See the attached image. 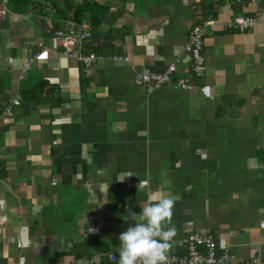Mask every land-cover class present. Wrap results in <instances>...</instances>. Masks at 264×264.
<instances>
[{
	"label": "crops",
	"instance_id": "obj_1",
	"mask_svg": "<svg viewBox=\"0 0 264 264\" xmlns=\"http://www.w3.org/2000/svg\"><path fill=\"white\" fill-rule=\"evenodd\" d=\"M9 1L0 0V163L8 173L0 180V264L105 261L118 255L132 215L161 191L174 197L164 225L176 229L168 252L184 253L201 231L233 256L226 264H264L258 8L227 0H92L110 8L98 30L70 19L55 27L91 29L86 52L100 59L86 69L54 46L55 32L48 37L32 13L12 12ZM252 13V29H229L237 15ZM211 18L207 71L196 82L206 94L172 85L147 93L135 83L138 71L161 73L172 63L188 75L191 28ZM40 51L26 75L25 63ZM115 54L129 62L110 59ZM42 81L48 93L39 90ZM13 100L20 105L8 115Z\"/></svg>",
	"mask_w": 264,
	"mask_h": 264
},
{
	"label": "built area",
	"instance_id": "obj_2",
	"mask_svg": "<svg viewBox=\"0 0 264 264\" xmlns=\"http://www.w3.org/2000/svg\"><path fill=\"white\" fill-rule=\"evenodd\" d=\"M216 1V0H215ZM235 5H254L258 12L264 15V0H227ZM257 23V14L237 15L228 26L230 30L245 33L252 29ZM216 25L215 19H207L202 24L194 25L191 28L185 52L190 57L191 68L189 74H179L177 65L172 63L164 72L149 73L138 71L135 76V83L151 93L156 89L174 86L183 92L207 93V87L196 83L202 79L207 71V62L204 55V44L206 36L213 31ZM54 46L61 50V54L69 60L80 63L84 68L93 67L100 56L95 52H86L87 46L93 39L91 29L87 26L74 25L72 32H55ZM47 48L44 49L46 51ZM43 51L34 54L24 65L25 74L31 69V65L37 60ZM110 59L118 62H129V58L122 54L110 56ZM20 105L19 100H13L6 112L12 114L14 107ZM140 186L145 187L147 183L140 182ZM232 255L225 248L219 247L215 238L201 231L193 232L187 240L185 252H168L166 264H226L232 259ZM92 264H118V255L111 254L105 261L91 262ZM90 263V264H91Z\"/></svg>",
	"mask_w": 264,
	"mask_h": 264
},
{
	"label": "clouds",
	"instance_id": "obj_3",
	"mask_svg": "<svg viewBox=\"0 0 264 264\" xmlns=\"http://www.w3.org/2000/svg\"><path fill=\"white\" fill-rule=\"evenodd\" d=\"M149 199L154 202L142 206L139 214H133L135 224L119 236L118 264H166L168 260L176 229L164 225L170 223L174 197L161 191ZM27 230V225L18 226L21 236Z\"/></svg>",
	"mask_w": 264,
	"mask_h": 264
},
{
	"label": "trees",
	"instance_id": "obj_4",
	"mask_svg": "<svg viewBox=\"0 0 264 264\" xmlns=\"http://www.w3.org/2000/svg\"><path fill=\"white\" fill-rule=\"evenodd\" d=\"M8 7L19 15L32 13L34 22L50 38L56 31L55 27L61 24L59 22L70 19L72 22L81 24L85 21L92 29L98 30L110 13L109 6L92 0H10ZM50 87L49 83L42 81L38 88L48 93ZM23 101L29 104L32 99L27 93H23ZM7 174L5 165L0 163V180L5 179Z\"/></svg>",
	"mask_w": 264,
	"mask_h": 264
}]
</instances>
